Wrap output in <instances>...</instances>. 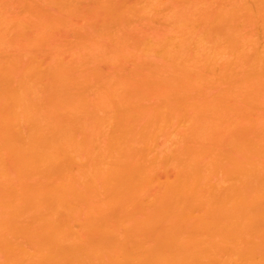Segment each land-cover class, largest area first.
<instances>
[{"label":"bare ground","instance_id":"obj_1","mask_svg":"<svg viewBox=\"0 0 264 264\" xmlns=\"http://www.w3.org/2000/svg\"><path fill=\"white\" fill-rule=\"evenodd\" d=\"M0 264H264V0H0Z\"/></svg>","mask_w":264,"mask_h":264}]
</instances>
